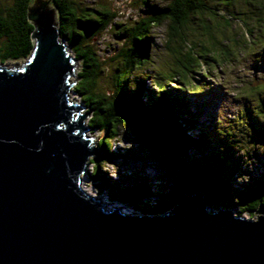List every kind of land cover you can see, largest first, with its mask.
<instances>
[{
    "label": "water",
    "instance_id": "obj_1",
    "mask_svg": "<svg viewBox=\"0 0 264 264\" xmlns=\"http://www.w3.org/2000/svg\"><path fill=\"white\" fill-rule=\"evenodd\" d=\"M49 3L28 8L27 60L0 66V264H264L262 207L247 219L180 190L172 210L148 216L107 210L81 190L100 153L69 98L76 62Z\"/></svg>",
    "mask_w": 264,
    "mask_h": 264
},
{
    "label": "trees",
    "instance_id": "obj_2",
    "mask_svg": "<svg viewBox=\"0 0 264 264\" xmlns=\"http://www.w3.org/2000/svg\"><path fill=\"white\" fill-rule=\"evenodd\" d=\"M33 1L0 2V63L26 61L29 57L33 48V26L27 19V11ZM49 1V5L56 11L59 36L72 52L75 62L79 63L72 89L86 109L87 128L103 133V137L96 142L100 154L88 160L92 171L87 173V178L91 182L106 186L111 201L129 203L137 207L141 214L148 216L164 215L172 210L180 190L202 194L204 203L212 209L237 206L240 208V216L243 213L253 214L259 207L264 208V178L253 179L242 185V189L233 187L232 174L234 170L239 169L236 166L238 158H233L229 152L234 143L231 140L222 143L218 135L215 134L214 137L208 127L200 126L196 120L197 115L185 103L188 94L200 95L205 88L202 85L191 89L184 83V79L187 80L188 73L197 74L202 79L210 75V70H203L202 64L204 62L208 65L207 57L216 63V58L213 57L216 46H213L214 43L211 48L195 44L199 45L201 50L193 54L190 51V40L186 39L183 30L193 29L191 24H194L195 30L197 27L201 28L209 38L215 39L212 36L215 34L211 30V18L206 16L215 14L211 5H207L204 0H171L163 7L152 6L148 16L142 18L137 26L130 30L131 47L123 51V64L112 76L116 88L109 94L97 87L101 64L92 47L86 42L89 34L92 37L101 35L116 15L104 7L96 9L77 6L73 0ZM220 4L226 8L228 5L232 6L233 2L220 0ZM227 14L230 17L219 14L215 21L219 19L220 22L223 20L224 23H230L231 18L240 20L239 16H243L242 13L228 9ZM194 16L196 22L191 19ZM165 21L170 22L166 46L174 58L172 65L168 67L172 76L164 80L158 73L155 82L150 80L156 88L153 92L144 88L146 77L136 79L133 73L151 60L149 47L153 40L149 33L153 27H158ZM216 52L218 55V51ZM181 69L184 75H181ZM172 83L180 85L183 90L179 87L172 89L169 87ZM262 114L264 115V110ZM248 123L253 131L255 129L256 137L264 145V129L260 130L252 121ZM128 126L138 131L146 143L164 149L167 147L173 155H177L175 164L172 165L175 188L167 194H164L163 190L154 191L157 199L148 205L141 203L142 194L148 189L146 183L135 182L131 187H123L119 184L122 180L119 173L112 180L103 169L104 161L117 155L111 152L112 140L117 138L122 127ZM196 128L197 133H193ZM218 129L220 128L216 127L215 132ZM190 147L200 149V158L189 159L187 150ZM203 152L205 153L202 154Z\"/></svg>",
    "mask_w": 264,
    "mask_h": 264
},
{
    "label": "rangeland",
    "instance_id": "obj_3",
    "mask_svg": "<svg viewBox=\"0 0 264 264\" xmlns=\"http://www.w3.org/2000/svg\"><path fill=\"white\" fill-rule=\"evenodd\" d=\"M73 1L80 7L96 9L104 7L116 15L101 35L92 37L89 34L86 42L92 47L95 57L101 64L97 87L99 86L101 91L111 94L116 88L112 76L116 73V69L123 64V51L131 47L130 30L135 28L142 18L148 16L152 6L163 7L171 0ZM204 1L207 5H211V9L215 12L214 15L206 14L211 18V30L215 34L212 36L215 39L209 38L201 28L197 27L195 30L194 24H191L193 29L183 30V33L186 39L190 40L189 43L192 45L190 51L193 54H197L201 50L200 46L195 44L211 48V44L214 43L213 46H216V50L213 57L216 58V63L208 60L209 57H207L208 65L203 62V70L206 68L211 72L206 79L200 78L197 74L188 73L184 83L189 88L196 89L203 85L205 89L200 95L188 94L185 102L190 110L197 115L196 120L200 126L208 127L214 137L215 134L218 135L222 143H226L227 140L234 143L229 152L233 158H238L236 166L239 169L234 170L235 172L232 174V184L233 187L242 189V185L248 184L251 180L264 178V145L256 137L255 129L253 131L248 123L252 121L260 130L264 129V115L262 114L264 110V105H262V99H264V48H262L264 45V20H262L264 19V0H232L233 5H228L226 8L220 4V0ZM260 7L262 8L258 9ZM227 9L231 12L242 13L244 17L239 16L240 20L231 18L230 23H224L223 20L220 22L219 19L215 21L219 14L226 18L230 17L227 14ZM195 17H191L194 22L197 21ZM169 23V21H165L160 26L152 28L149 33L153 40V44L149 47L151 60H148L133 73L136 79L146 77L144 88L153 92L156 91V88L150 80L155 82L158 73L164 77V80L170 79L172 76L171 69L169 70L168 67L172 65L174 58L166 46ZM235 38L236 41H234ZM220 44L222 45L220 46ZM216 51H218V55ZM222 52L223 54H221ZM69 53L73 56L71 51ZM201 61L204 60L201 59ZM24 62L7 61L0 63V66L11 69ZM76 63L77 72L79 63ZM180 71L181 75H184V71L182 69ZM73 80L76 78L74 77ZM169 87L172 89L179 87L183 90L180 85L173 83L169 84ZM69 98L74 104L82 106L79 97L73 93V89L69 92ZM82 113L85 114L86 109ZM87 117L83 120V126L86 128L85 133L87 137H93L92 145L97 150L96 142L103 137V133L88 129ZM216 127L220 128L223 133L220 129L215 132ZM197 130V128L194 129L193 133H197ZM112 147L111 152L117 155L104 161L103 169L106 175L113 180L119 173L122 176L119 184L123 187H131L135 182L146 183L148 189L142 194L141 203L143 205L155 202L157 198L154 191L163 190L164 194H167L173 187L175 188V176L172 170L174 164L172 162L176 157L169 151L146 143L139 132L129 126L120 129L117 138L112 140ZM119 149L121 150L119 151ZM199 153L200 149L194 147L187 150L189 159L200 158ZM91 171L92 166L87 164L86 174L82 176L80 183V188L84 190V193L100 200L107 210L116 208L135 214V209L129 203L111 201L106 186L91 182L87 178V173ZM230 210L233 214L239 215V207L232 206ZM139 213L137 212V214ZM241 216L255 219L258 214L243 213Z\"/></svg>",
    "mask_w": 264,
    "mask_h": 264
},
{
    "label": "bare ground",
    "instance_id": "obj_4",
    "mask_svg": "<svg viewBox=\"0 0 264 264\" xmlns=\"http://www.w3.org/2000/svg\"><path fill=\"white\" fill-rule=\"evenodd\" d=\"M177 102V101H176ZM186 103V102H185ZM83 190V189H82ZM84 191V190H83Z\"/></svg>",
    "mask_w": 264,
    "mask_h": 264
},
{
    "label": "clouds",
    "instance_id": "obj_5",
    "mask_svg": "<svg viewBox=\"0 0 264 264\" xmlns=\"http://www.w3.org/2000/svg\"><path fill=\"white\" fill-rule=\"evenodd\" d=\"M86 172V171H85ZM86 174V173H85Z\"/></svg>",
    "mask_w": 264,
    "mask_h": 264
}]
</instances>
